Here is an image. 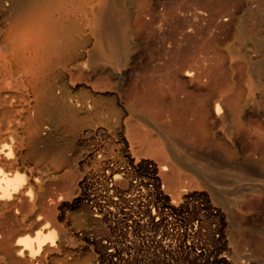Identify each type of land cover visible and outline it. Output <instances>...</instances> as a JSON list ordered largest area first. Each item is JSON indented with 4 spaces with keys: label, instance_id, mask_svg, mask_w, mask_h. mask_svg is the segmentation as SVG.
Listing matches in <instances>:
<instances>
[{
    "label": "bare ground",
    "instance_id": "bare-ground-1",
    "mask_svg": "<svg viewBox=\"0 0 264 264\" xmlns=\"http://www.w3.org/2000/svg\"><path fill=\"white\" fill-rule=\"evenodd\" d=\"M0 264H264V0H0Z\"/></svg>",
    "mask_w": 264,
    "mask_h": 264
},
{
    "label": "clouds",
    "instance_id": "clouds-1",
    "mask_svg": "<svg viewBox=\"0 0 264 264\" xmlns=\"http://www.w3.org/2000/svg\"><path fill=\"white\" fill-rule=\"evenodd\" d=\"M42 23L39 11H24L9 22L4 31L9 36H18L36 31Z\"/></svg>",
    "mask_w": 264,
    "mask_h": 264
},
{
    "label": "rangeland",
    "instance_id": "rangeland-1",
    "mask_svg": "<svg viewBox=\"0 0 264 264\" xmlns=\"http://www.w3.org/2000/svg\"><path fill=\"white\" fill-rule=\"evenodd\" d=\"M47 174L44 171H38L37 173L34 174V179H36V182L40 183L43 182L45 180H47ZM77 210L75 207H70L68 210H66L63 215L64 217L70 219L72 217H76L77 216Z\"/></svg>",
    "mask_w": 264,
    "mask_h": 264
}]
</instances>
